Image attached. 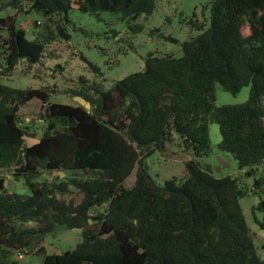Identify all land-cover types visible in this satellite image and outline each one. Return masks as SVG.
I'll list each match as a JSON object with an SVG mask.
<instances>
[{
    "label": "trees",
    "instance_id": "1",
    "mask_svg": "<svg viewBox=\"0 0 264 264\" xmlns=\"http://www.w3.org/2000/svg\"><path fill=\"white\" fill-rule=\"evenodd\" d=\"M7 1L21 6L16 13L42 16L46 29L54 18L64 27L70 12L78 11L118 16L134 34L142 30L138 19L151 16L157 5V0L0 4ZM209 5V26L191 23L200 33L181 44L180 57L148 58L143 71L108 89L95 87L93 97L74 92L90 103L91 113L80 105L49 103L44 90L0 83V173L12 166L14 182L29 191L9 192L0 177V264H19L12 256L21 252L42 255L41 264H264L242 206L246 197L257 199L253 220L264 232V0ZM1 32L0 69L41 64L46 40L28 39L15 16L0 18ZM216 85L232 96L249 87V97L216 107L210 100ZM33 99L47 105L40 117L44 130L27 146L24 139L36 133L20 120L19 110ZM210 124L220 134L217 150L237 166L235 177L218 178L199 162L212 156ZM173 135L192 159L184 164L183 179L158 186L144 160ZM134 170L132 186L125 187ZM52 173L50 181L40 179ZM101 206L102 213L91 214ZM64 230L80 231L75 248L46 254L43 239Z\"/></svg>",
    "mask_w": 264,
    "mask_h": 264
},
{
    "label": "rangeland",
    "instance_id": "2",
    "mask_svg": "<svg viewBox=\"0 0 264 264\" xmlns=\"http://www.w3.org/2000/svg\"><path fill=\"white\" fill-rule=\"evenodd\" d=\"M210 0H157L153 14L146 18H139L137 23L142 26L138 33L128 30L126 23L120 21L118 16L101 13L98 16L82 14L72 11L68 15L69 23L62 27V23H48L45 28V19L35 13H16L19 9L4 8L0 4V18L15 16L18 27L23 29L28 39L37 38L46 40V49L43 52L41 64L28 65L20 62L15 68L0 69V83L20 90H44L49 95V103L79 105L74 99V92L86 93L93 97L95 87L108 89L123 78L144 70L145 60L148 58H161L167 55L178 58L182 55L181 44L200 32L191 28V23L209 26ZM22 9H26L23 5ZM68 36L64 40L58 36L57 27ZM55 35L49 36L50 31ZM0 34V43L3 40ZM91 66L97 69L94 71ZM249 87H244L232 96L224 92L220 86L214 89V104L221 105L241 104L249 97ZM79 97V96H78ZM47 105L38 99H33L19 110L20 120L29 126L30 132L36 137L25 138V145L34 144L42 135L44 124L40 118ZM91 109V108H90ZM91 111V110H90ZM172 142H168L162 151H154L144 160L147 174L155 185L162 186L164 181L175 178L181 180L185 176V162L192 159L190 151L185 150L175 135ZM209 137L212 147L210 158H201V165H208L213 174L218 177L238 175V169L233 159L217 150L220 134L216 124L209 125ZM5 169L0 173L5 178L6 188L9 192L28 195L29 191L21 181L14 180ZM87 174V173H86ZM135 170L126 179L124 186L130 187L134 182ZM56 176V175H54ZM53 177L41 176L43 178ZM65 177L62 176L61 178ZM61 198V196H58ZM68 200L69 197L65 196ZM257 204L255 197L249 196L242 200V206L248 225L253 233L254 242L260 258L264 260V232L260 230L253 220V209ZM105 206L91 211L92 215L102 213ZM257 219L262 215L254 211ZM96 221L89 223L90 226ZM80 241V231L64 230L56 236L47 235L41 245L46 254H60L73 250ZM15 253L12 258L17 260ZM23 258L17 260L19 264H41L42 255L21 252Z\"/></svg>",
    "mask_w": 264,
    "mask_h": 264
},
{
    "label": "water",
    "instance_id": "3",
    "mask_svg": "<svg viewBox=\"0 0 264 264\" xmlns=\"http://www.w3.org/2000/svg\"><path fill=\"white\" fill-rule=\"evenodd\" d=\"M3 5H4V8L9 7V8L16 9V10L19 9V7H20L19 5H16L12 1L4 2ZM57 33H58V36L60 38H62L64 40H67L68 39V36L62 32V30L60 29L59 26L57 27ZM74 99L77 101V103L80 106H82L85 109V111L91 113V111H90L91 106H90V103L89 102H87L86 100H84L83 98L78 97V96H76ZM210 100L211 101H214V97H211ZM11 167L12 166H10V168L7 170V173H10L11 172ZM58 174H59L60 177L64 176V173H62V172H58ZM1 175H2V173H1ZM54 175H56V173H52V176H54ZM51 179H52V177H49V181ZM90 222H92V220H89V223Z\"/></svg>",
    "mask_w": 264,
    "mask_h": 264
},
{
    "label": "built area",
    "instance_id": "4",
    "mask_svg": "<svg viewBox=\"0 0 264 264\" xmlns=\"http://www.w3.org/2000/svg\"><path fill=\"white\" fill-rule=\"evenodd\" d=\"M22 258H23L22 254L19 253V254L17 255V259L20 260V259H22Z\"/></svg>",
    "mask_w": 264,
    "mask_h": 264
},
{
    "label": "crops",
    "instance_id": "5",
    "mask_svg": "<svg viewBox=\"0 0 264 264\" xmlns=\"http://www.w3.org/2000/svg\"><path fill=\"white\" fill-rule=\"evenodd\" d=\"M15 183V182H14ZM5 184H6V181H5ZM16 184V183H15ZM6 187V186H5ZM7 189V188H6Z\"/></svg>",
    "mask_w": 264,
    "mask_h": 264
}]
</instances>
